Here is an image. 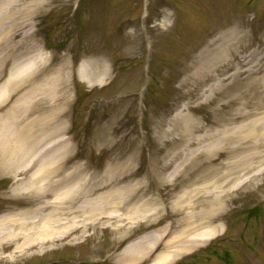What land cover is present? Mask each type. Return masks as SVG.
<instances>
[{
  "label": "rangeland",
  "instance_id": "1",
  "mask_svg": "<svg viewBox=\"0 0 264 264\" xmlns=\"http://www.w3.org/2000/svg\"><path fill=\"white\" fill-rule=\"evenodd\" d=\"M48 1L32 30L49 57V106L61 89L52 83L55 69L65 59L71 65L69 101L58 107L64 111V128L49 133L15 170L0 169V215L17 212L33 201V191L13 194V190L46 162L49 173L36 178L46 192L49 187V202L56 195L62 197L69 184L66 179L92 183L109 176L116 180L93 195L142 181L144 194L133 198L128 208L147 202L148 209L135 223L141 229L129 239H119L111 230L114 224L106 226L102 220L86 232L95 236L78 244L84 237L76 241L57 238L44 247L12 254L16 243L11 241L0 253V264H128L118 262L117 257L131 240L157 235L164 228L163 241L175 233V219L191 210L173 209L182 193L188 191L194 201L204 196L190 191L195 185L183 183L193 167L171 181L148 175L150 168L159 171L167 158L165 139L170 137H163V129L171 127L180 111L202 128L216 131L222 129L220 117L233 115L245 101H255L252 95L239 96L253 78L232 75L214 85L215 90L209 88L217 72L235 67L241 57L264 51V0ZM96 58L100 62L90 66L95 75L81 80L78 75L83 66ZM105 70L108 75H103ZM10 104L4 100L0 106ZM256 114L235 124L248 122ZM30 118L21 117L20 127ZM4 121L11 129L9 120ZM11 130L14 133L15 128ZM196 152L198 167L202 162L211 167L226 162V148L219 144L214 143L209 157ZM182 159L178 157L174 164ZM258 161L255 169L242 176V183L224 192L223 209L214 222L221 224L219 231L171 264H264V156ZM51 210L48 207L45 212ZM194 211L197 216L201 213L199 207Z\"/></svg>",
  "mask_w": 264,
  "mask_h": 264
},
{
  "label": "bare ground",
  "instance_id": "2",
  "mask_svg": "<svg viewBox=\"0 0 264 264\" xmlns=\"http://www.w3.org/2000/svg\"><path fill=\"white\" fill-rule=\"evenodd\" d=\"M48 5V0H0V81L4 78L0 86V104L4 100L11 101L8 108L0 106V169L15 170L29 160L35 147L47 139L49 133H58L64 128L61 118L64 111L61 108L69 101L67 84L71 65L65 59L55 69L51 77L52 83L58 90L60 87L61 89L57 100L49 106V57L45 47L40 46L35 39L32 30L33 21ZM99 62L100 58H96L84 65L79 78H92L95 72L91 71L90 66L95 67ZM229 70L232 72L229 73ZM262 73L264 75V51L241 57L235 67L228 66L217 72V78L209 91L215 90L214 85L232 75L244 76L253 80L251 84L245 85V90L239 96L252 95L255 99L253 104L245 101L233 115L220 117L218 122L222 129L211 131L202 128L191 115L180 111L174 115L171 127L163 129V137H170L165 139L168 145L165 154L167 158L162 162L159 171L154 172L150 168L148 175L152 179L171 181L172 177L182 175L187 167H193L187 172L190 175L185 176L183 183L195 185L190 191L202 192L203 199L194 201L195 198H190L188 191L182 193L173 209L191 210L175 219V233L163 241L162 236L167 231L164 228L157 235L144 234L131 240L118 254V262L171 264L177 256L203 243L219 231L221 224L214 222L223 209L224 192L242 183L245 179L242 176L255 169L259 165V158L264 156V81L260 79ZM106 74L105 70L103 75ZM208 96L206 93L205 99ZM59 105L62 106L60 109ZM243 107L248 109L244 110ZM255 113L256 116L250 121L235 124ZM23 116L31 118L20 127L19 119ZM4 120H9L11 129L15 128L14 133H11L12 130L8 129ZM214 143L226 148V162L215 167L209 166V162L196 166L194 160L198 154L195 152L209 157ZM181 156L184 162L174 164ZM42 172L49 173V162L39 165L28 179L13 190V194L33 191L30 194L33 201L22 205L17 212L0 215V253L4 252L11 241L16 243L12 254H22L34 246L44 247L57 238L71 237L76 241L84 237L83 240L75 242L78 244L94 237L95 232H86L91 227H97L102 220L107 223L106 226L114 224L111 230L119 234V239H129L141 229L140 223H135L147 212V202L129 208L128 204L136 196L141 197L144 194L141 192L142 181L123 188L114 186L93 195L98 189L113 183L109 181L116 179L108 176L103 181L88 183L68 180L65 177L63 179L69 184L62 192V197L56 195L49 202V187L46 192L45 186L36 178ZM166 172L168 174L161 176ZM210 178H213L212 181L207 182ZM186 196L189 199L185 200ZM48 207L53 210L45 212ZM197 207L201 212L199 216L194 211ZM119 211L121 212L118 213ZM148 227L143 226L142 229Z\"/></svg>",
  "mask_w": 264,
  "mask_h": 264
}]
</instances>
